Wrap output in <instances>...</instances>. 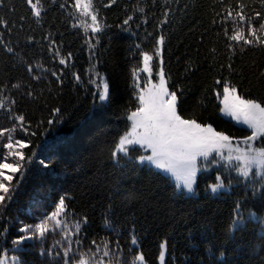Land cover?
Masks as SVG:
<instances>
[{
    "label": "trees",
    "instance_id": "1",
    "mask_svg": "<svg viewBox=\"0 0 264 264\" xmlns=\"http://www.w3.org/2000/svg\"><path fill=\"white\" fill-rule=\"evenodd\" d=\"M41 2L44 11L37 22L25 0H0V18L7 22V26L0 25V87H5L3 95L16 101L8 106L15 114L23 113L30 131L36 133L25 136L17 126L13 134L15 139L30 141L23 151L32 160L21 161L22 176L19 172L11 174L15 191L0 213V230L5 224L9 228L0 237V250H8L12 255V240L21 235L18 228L38 223L65 195L73 219L88 217L84 248L93 238L114 241V228L120 234L127 258L126 242L134 226L148 264H159V245L165 241L167 264H173V260L175 264H211V253L206 252L209 247L225 250L222 259L232 264H264V238L258 222H249L243 232H234L233 238H228L237 201L242 202L245 216L250 210L264 216L259 194L252 195L254 187H260L258 177L252 175L250 180H243L224 166L210 164L209 161H216L212 157L200 164L196 193L187 195L151 166L136 165L127 158L116 164L111 158L118 138L129 127L127 110L137 106L131 70L141 65L140 51L154 55L155 41L161 34L166 37L162 56L166 77L170 78L168 86L184 90L181 114L211 123L217 131L233 137L249 134L246 128L220 115L216 99V92L223 89L222 83H215L220 79L231 81L246 98L264 102V77L260 76L264 72V48L245 46L241 52L237 47L231 60L235 71L220 68L229 63L230 52L223 27L213 21H220L224 9L235 6L236 0H117L108 8L104 7L108 0H94L103 22L110 25L95 39L90 30L86 34L81 27H73L78 25L73 0ZM61 3L65 8L59 7ZM244 3L249 5V14L252 9L261 10L260 0ZM141 7L143 13L137 11ZM128 15L133 20L124 26ZM161 20L167 23L160 25ZM226 26L231 34L233 26ZM125 27L129 31H124ZM86 41H91L95 48L90 49ZM5 46L13 52L5 51ZM56 49L65 57L72 53L68 67L59 64L53 54ZM28 64L34 66L33 74L27 72ZM153 64L158 66L157 57ZM36 65H43L48 71ZM52 71L61 76L62 84L51 75ZM95 72L103 74L110 84L111 100L103 105L93 96L96 87L89 83L95 79ZM73 73L81 77L79 83ZM32 75L41 78L34 80ZM16 83L20 88L11 87ZM28 91L34 93L35 99L27 96ZM57 107L61 112L53 115L52 110ZM8 116L6 110L0 109V128L12 127L14 121ZM50 119L52 124L47 123ZM6 142V136L0 137V159ZM140 152L139 148L132 151L133 160ZM42 160L49 164L48 168L40 163ZM218 173L234 183L228 191L205 193ZM109 208L112 228H104ZM56 239L58 233H49L43 241H25L20 246L26 250L20 253L24 264H57L60 258L53 259L46 253L49 247L54 252L58 250L54 247Z\"/></svg>",
    "mask_w": 264,
    "mask_h": 264
},
{
    "label": "snow or ice",
    "instance_id": "2",
    "mask_svg": "<svg viewBox=\"0 0 264 264\" xmlns=\"http://www.w3.org/2000/svg\"><path fill=\"white\" fill-rule=\"evenodd\" d=\"M25 2L30 8L32 16L36 17L39 22L44 11L41 0H25ZM260 2L261 10L252 9L249 14L247 11L249 5L244 3V0H236L235 6L229 5L224 9L220 21H213L214 24L220 23L223 27L224 36L228 41L226 48L230 52L229 63L221 64V69L226 67L230 73L235 71L231 60L236 55L237 47L241 52L245 51V46L264 48V0H260ZM52 3H55V0H52ZM116 3L117 0H108L104 7L108 8ZM59 7L65 8V4L61 3ZM72 7L75 13L90 20V23L81 22L78 25L74 24L73 27H81L86 34L90 30L94 39L97 34L110 27L103 22L94 0H73ZM137 11L143 13L144 9L137 8ZM167 15L168 12L165 11L164 16L167 17ZM132 20L133 16L128 15L123 20V25H129ZM143 22L147 23V20ZM165 23L167 20L159 22L160 25ZM229 23L233 26L231 34L226 26ZM0 25L7 26V22L0 18ZM118 27L120 26L118 25ZM123 30L129 31L126 27ZM31 40L32 38L29 37V42ZM165 40L166 37L163 34L156 38L154 55L140 51L143 67L134 66L131 70L132 86L135 89L133 96L137 106L134 110H127L126 118L130 122V126L118 138L111 152L113 162L119 164L122 158H127L129 162H134L136 165L147 163L173 177L175 188L178 191L191 194L194 192L193 186L196 183L197 173L201 170L200 159L209 161V157L215 153L225 162V167L234 171L237 177L250 180L252 175H255L259 178L260 187H254L252 195L259 194L262 206H264V192L261 191V188H264V102L255 98H246L229 80L217 79L215 81L217 85L223 84L222 93L216 92V99L221 105L220 113L231 117L238 124L247 126L250 129V134L237 138L223 131H217L211 123L199 122L195 116L186 118L181 114V106L184 102L183 88L177 86L173 89L168 86L170 78L166 77L162 56ZM96 42L99 43V40L96 39ZM86 43L90 49L95 48L91 41H86ZM0 44H3L2 40H0ZM135 47L140 49L139 44H136ZM5 51L11 53L13 49L5 46ZM49 51L53 52V49L50 47ZM211 51L215 53L216 50L213 48ZM53 54L58 58L60 65L69 66V62L72 60L71 52L65 57L61 55L59 49H56ZM154 57L159 58L160 63V70L155 73L159 78L158 82H154L152 79ZM36 67L45 72L48 71L43 65H36ZM33 71L34 66L28 64L27 72L33 74ZM142 72L148 74V78L143 84L140 77ZM51 75L56 77L58 83H63L61 76L56 71H52ZM260 76L264 77V72H261ZM73 77L77 83L80 82L81 77L77 73H73ZM40 78L39 75H32L34 80ZM89 83L96 87L93 96L98 99L101 105L110 102V84L103 74L95 72V79H90ZM11 87L18 89L20 84H12ZM4 91L5 87H0V109L6 110L9 113L8 118L14 123L10 128H0V137H7V142L3 144V148L7 149L5 159L13 157L16 162H0V213L5 209L7 201L13 198L12 192L15 191V186L12 183L13 175H7L4 170H8L12 174L19 172L22 176L24 165L21 161L32 160V156L26 157L23 151L29 147L30 141L15 139L13 134L19 126V130L25 136L36 135L35 132L30 131L25 115L23 113L15 114L13 108L8 106L15 105L16 101L3 95ZM27 96L35 99L32 91H28ZM60 112L61 109L58 107L52 110L53 115ZM47 123L52 124L53 120L50 119ZM137 147L141 152L133 160L131 153ZM34 155L35 152H33ZM233 161H235L234 164ZM40 163L45 168L49 167V164L43 160ZM209 163L214 164L216 161L212 160ZM235 182L242 181L236 180ZM233 183V179L225 180L223 175L218 173L215 182L210 183L208 189L211 193L216 194L221 189H227ZM16 184H19L18 180ZM67 199L68 197L65 195L60 196L54 210L38 223L20 226L18 231L21 235L12 240L13 254L9 255L8 250H0V264H24L20 253L26 250L20 246L29 240L43 241L49 233H58L59 235V239L54 241V247L58 250L54 252L53 247L46 250L49 257L60 258L57 264H60V261L62 264H148L140 248V237L134 226L128 233L126 242L129 245L126 250L129 254L127 258H125V248L120 241V234L114 228L112 231L117 233V238L114 241L105 237L99 241L93 238L89 246L84 248L85 227L89 224L88 217L82 216L79 219H73L74 213L69 211ZM241 208L242 202L237 201L229 224L228 238L232 239L234 232H243L249 222H258L261 227V237L264 238V217H261L255 210H250L245 216ZM104 228H112L110 208L109 213L104 217ZM8 231V226L3 225L0 237L5 236ZM159 248V264H167V241L162 242ZM206 252L211 253V264H232L231 261L222 259L226 256L225 250L209 247L206 248ZM44 254L45 250L42 248L41 255ZM173 264H175V260H173Z\"/></svg>",
    "mask_w": 264,
    "mask_h": 264
},
{
    "label": "rangeland",
    "instance_id": "3",
    "mask_svg": "<svg viewBox=\"0 0 264 264\" xmlns=\"http://www.w3.org/2000/svg\"><path fill=\"white\" fill-rule=\"evenodd\" d=\"M76 15H77V22H78V24H80L81 22H88V23H90V20H88L86 17H82V16H80L79 15V13H76ZM149 53V52H148ZM150 55H152L151 53H149ZM140 67L142 68L143 67V62H142V57H141V65H140ZM152 67H153V76H152V79H153V81L154 82H158V77L155 75V73L156 72H158L159 70H160V63H159V58H158V66H154V64H153V62H152ZM142 75L141 76H143V81L142 82H146V80H147V78H148V74L147 73H141ZM222 91H223V89H222ZM222 93V92H221ZM220 107H221V105H220ZM220 115L221 116H223V117H225V118H228V119H231V117H228V116H224L222 113H220ZM232 120V119H231ZM236 125H238V126H241V127H243V128H246L248 131H249V134H250V129H248L247 128V126H245V125H243V124H238L237 122H235L234 120H232ZM129 126H130V122H129ZM248 134V135H249ZM138 148V147H137ZM1 156H2V160L0 159V162H8V163H12V161L13 160H15L13 157H7V159H5V157L7 156V149H6V151L5 152H3V151H1ZM212 157H215L216 158V163L218 164L217 166H219V165H221V166H224L225 167V162L223 161V160H221L219 157H217L216 155H215V153H213L210 157H209V159L210 158H212ZM207 161H204L202 158L200 159V164L201 163H206ZM235 163V161H233V164ZM146 165H148V166H151V165H149V164H147V163H145ZM200 164H199V166H200ZM152 168H154L153 166H151ZM226 168V167H225ZM154 169H156V168H154ZM226 169H228V168H226ZM157 171H159V172H161L162 174H164V175H166L167 177H169V179L175 184V180H174V178L173 177H171L169 174H167V173H165V172H162V171H160L159 169H156ZM5 171V173L7 174V175H11L12 173L11 172H9L8 170H4ZM199 172V171H198ZM197 175H198V173H197ZM217 175V174H216ZM216 177V176H215ZM196 180H197V178H196ZM215 182V181H214ZM5 183H7V182H5ZM211 183H213V182H211ZM210 184V183H209ZM208 184V185H209ZM208 185L206 186V188H205V193H210V194H212V195H216V194H218L219 192H222V191H228L229 190V187L227 188V189H221L218 193H216V194H213V193H211V191L208 189ZM195 186H196V183L194 184V192L193 193H191V194H189V193H185V194H187V195H194L195 193H196V189H195ZM264 217V216H263Z\"/></svg>",
    "mask_w": 264,
    "mask_h": 264
}]
</instances>
